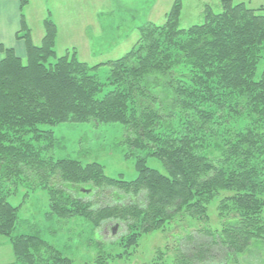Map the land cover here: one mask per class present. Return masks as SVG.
I'll return each mask as SVG.
<instances>
[{
    "label": "trees",
    "instance_id": "1",
    "mask_svg": "<svg viewBox=\"0 0 264 264\" xmlns=\"http://www.w3.org/2000/svg\"><path fill=\"white\" fill-rule=\"evenodd\" d=\"M18 1L16 37L24 42L25 60L0 45V237L9 241L18 261L75 264L38 233H14L21 205L9 199L23 181L29 191L48 192L53 215L82 217L95 228L107 222L124 226L120 241L127 256L145 234L165 232L189 217L202 227L177 239L172 264H264V7L220 0V13L209 8L203 23L182 28L177 0L164 24L138 27L139 40L127 55L90 66L69 50L58 55V27L50 18L44 20L41 44H34L24 13L28 0ZM103 65L112 69L108 81L114 90L108 94L95 74ZM223 112L255 116L244 132L228 135L227 158L203 153L211 124ZM176 113L187 127H164L165 118ZM90 119L126 126L133 135L130 146L158 159L164 172L140 157L137 178L126 181L107 177L99 163L48 154L55 143L53 127ZM84 184H90V193ZM108 188L120 193L103 206L83 199ZM219 191L232 194L220 211L233 215L215 232L209 204ZM83 264H110L109 256Z\"/></svg>",
    "mask_w": 264,
    "mask_h": 264
},
{
    "label": "rangeland",
    "instance_id": "2",
    "mask_svg": "<svg viewBox=\"0 0 264 264\" xmlns=\"http://www.w3.org/2000/svg\"><path fill=\"white\" fill-rule=\"evenodd\" d=\"M176 1L28 0L24 13L32 31L34 44H41L45 36L44 20L50 18L58 27L56 37L58 55L63 56L69 50L71 53H76L80 61L95 66L127 55L139 40L138 27L149 21L158 25L164 24L167 14ZM180 2L182 28L203 23L209 8L215 13L222 11L220 0H180ZM17 3L19 4V1ZM240 3H245L251 8L264 7V0H234V4ZM9 9V6L5 5L3 12ZM24 51L23 55L18 50L16 52L25 60L26 50ZM262 68V66L259 68L258 74H261ZM111 71V67L103 65L95 72L105 84L103 94L114 90L108 81ZM226 112L217 115L214 124H211L213 134L208 136L209 140L206 141L203 153L222 154L227 158V139L230 138L228 135L244 132L251 125L252 119H255V116L253 118L249 116L251 115L249 112H243L241 115ZM167 123L175 129L187 127L182 113H176L172 119L165 118L163 126H168ZM259 126L262 127L260 124ZM53 130L55 143L49 148L48 154L54 158H71L84 164L99 163L107 177L119 179L122 176L126 181L137 178L135 162L140 157H146L150 167L164 172L158 159L149 156L147 151L139 152L130 146L128 138L133 135L122 124L98 123L90 119L88 122L78 124L64 123L53 127ZM46 145L48 143L43 142V146ZM218 147L224 150H218ZM260 156L256 154L255 157ZM229 158L231 159V155ZM258 161L260 162L259 159ZM52 181L58 183L56 178ZM17 185L18 192L9 199L12 205H21L19 222L14 233L16 235L38 233L45 242L53 246L61 255L72 259L75 264L94 263L100 254H107L110 264H172L177 239L181 235L186 236L188 231L202 227L199 221L184 217L166 227L165 232H152L142 236L137 248L132 250L133 254L127 256L125 246L120 241V237L126 232L124 226L107 222L102 228H95L82 217L62 219L50 212L51 202L45 189L29 191L28 187H24L23 181H18ZM80 186L85 189L83 191L91 192L88 188L90 184ZM117 193H120L117 189L108 188L96 192L94 198L86 195L83 199L103 206ZM231 195L229 192L219 191L209 204L210 228L215 232L223 231L224 225L232 217L230 215H233L231 212L220 211L221 206L227 202L228 197H232ZM227 205L233 208L232 202ZM261 217L264 219V209ZM115 237L119 238L114 239ZM119 255H122V258ZM41 257L47 259L48 255L43 251ZM39 263L36 259V264ZM0 264H22L5 237H0Z\"/></svg>",
    "mask_w": 264,
    "mask_h": 264
},
{
    "label": "crops",
    "instance_id": "3",
    "mask_svg": "<svg viewBox=\"0 0 264 264\" xmlns=\"http://www.w3.org/2000/svg\"><path fill=\"white\" fill-rule=\"evenodd\" d=\"M18 0H1L0 8V45L6 48H14L22 55L25 54V46L16 39V34L20 29V5ZM5 5L9 6V10H5ZM5 42V43H4ZM3 53L0 50V61L2 60Z\"/></svg>",
    "mask_w": 264,
    "mask_h": 264
}]
</instances>
